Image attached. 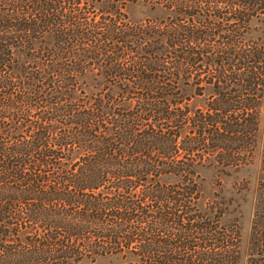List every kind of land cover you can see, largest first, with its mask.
I'll return each instance as SVG.
<instances>
[{"label": "trees", "instance_id": "16d2710c", "mask_svg": "<svg viewBox=\"0 0 264 264\" xmlns=\"http://www.w3.org/2000/svg\"><path fill=\"white\" fill-rule=\"evenodd\" d=\"M133 4L171 16L131 24ZM263 16L264 0H0V264H238L198 170L250 159Z\"/></svg>", "mask_w": 264, "mask_h": 264}, {"label": "rangeland", "instance_id": "374dc122", "mask_svg": "<svg viewBox=\"0 0 264 264\" xmlns=\"http://www.w3.org/2000/svg\"><path fill=\"white\" fill-rule=\"evenodd\" d=\"M131 24H148V21L170 17V13L157 6L133 4L124 11ZM250 35L264 38V16L249 24ZM206 94V92H205ZM201 100L194 99L198 107ZM264 147V80L257 113L256 132L249 161L233 170L220 171L215 167L198 170V186L201 197L198 207L206 209L211 201H218L224 208L222 223H235L239 233L238 264H264V181L260 172V160ZM80 264H119L115 258L82 260Z\"/></svg>", "mask_w": 264, "mask_h": 264}]
</instances>
